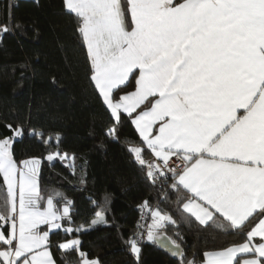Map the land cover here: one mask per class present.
<instances>
[{"label":"snow or ice","instance_id":"snow-or-ice-1","mask_svg":"<svg viewBox=\"0 0 264 264\" xmlns=\"http://www.w3.org/2000/svg\"><path fill=\"white\" fill-rule=\"evenodd\" d=\"M63 8L76 19L89 79L109 114L103 135L118 142L129 121L140 138L129 154L165 199L175 193L189 219L244 234L188 258L180 233L166 235L178 221L145 200L124 241L136 264L145 240L179 264H264V0H63ZM2 127L0 264H57L53 247L62 259L75 252L72 264H102L80 235L108 224L106 205L92 201L94 218L76 224L72 200L41 194L42 162L68 158L59 134L45 138L24 122ZM26 134L57 151L18 160L14 145ZM56 230L69 238L54 245Z\"/></svg>","mask_w":264,"mask_h":264},{"label":"trees","instance_id":"trees-1","mask_svg":"<svg viewBox=\"0 0 264 264\" xmlns=\"http://www.w3.org/2000/svg\"><path fill=\"white\" fill-rule=\"evenodd\" d=\"M76 23L64 10L63 0H0V26L9 29L0 33V134H8L3 122H24L29 131H43L45 138L59 134V151L68 158L42 162L41 194L59 192L72 200L76 224L94 218L97 209L92 201L107 207L108 224L80 235L83 250L98 256L102 264H136L124 241L135 231L138 206L145 200L178 221V226L167 228L166 235L178 239L176 233H180L188 258L200 260L205 251L242 241L243 233H224L215 225L189 219L181 213L175 193L165 199V189L145 179L128 151L140 139L129 121L121 126L118 142L103 135L109 114L89 79ZM14 147L18 160L57 151L55 142L46 146L30 134ZM149 156L146 151L145 157ZM106 194L110 196L107 203ZM3 195L0 184V200ZM68 238L62 230L51 234L54 245ZM141 247L140 264H179L178 258L155 242H143ZM53 252L57 264H72L77 258L75 252L63 259L61 250L53 247Z\"/></svg>","mask_w":264,"mask_h":264},{"label":"built area","instance_id":"built-area-1","mask_svg":"<svg viewBox=\"0 0 264 264\" xmlns=\"http://www.w3.org/2000/svg\"><path fill=\"white\" fill-rule=\"evenodd\" d=\"M138 221H141V212H140V209H139V212H138V216H137V220H136V226H137V222ZM135 231H136V228H135ZM143 242H148L147 240L143 241ZM142 242V243H143Z\"/></svg>","mask_w":264,"mask_h":264},{"label":"water","instance_id":"water-1","mask_svg":"<svg viewBox=\"0 0 264 264\" xmlns=\"http://www.w3.org/2000/svg\"><path fill=\"white\" fill-rule=\"evenodd\" d=\"M156 244V243H155ZM157 245V244H156ZM160 249H162V250H164L165 252H167L168 254H170L171 255V253L167 250V249H165V248H163V247H161V246H159V245H157ZM172 256V255H171ZM173 258H177V257H174V256H172Z\"/></svg>","mask_w":264,"mask_h":264},{"label":"crops","instance_id":"crops-1","mask_svg":"<svg viewBox=\"0 0 264 264\" xmlns=\"http://www.w3.org/2000/svg\"><path fill=\"white\" fill-rule=\"evenodd\" d=\"M136 132H137V131H136ZM137 134H138V133H137ZM53 153H55V152H53ZM60 159H62V158H60ZM69 163L71 164V161H70V159H68V164H69Z\"/></svg>","mask_w":264,"mask_h":264}]
</instances>
